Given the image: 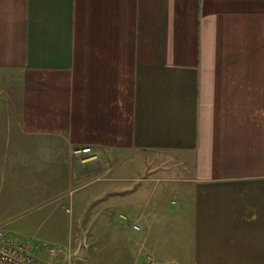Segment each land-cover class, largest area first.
I'll return each mask as SVG.
<instances>
[{"label":"crops","instance_id":"crops-1","mask_svg":"<svg viewBox=\"0 0 264 264\" xmlns=\"http://www.w3.org/2000/svg\"><path fill=\"white\" fill-rule=\"evenodd\" d=\"M83 146L176 160L135 212L192 264H264V0H0V214L64 200Z\"/></svg>","mask_w":264,"mask_h":264},{"label":"rangeland","instance_id":"rangeland-1","mask_svg":"<svg viewBox=\"0 0 264 264\" xmlns=\"http://www.w3.org/2000/svg\"><path fill=\"white\" fill-rule=\"evenodd\" d=\"M87 156L91 159L82 163L81 176L74 179L73 191L64 200L21 214H0L6 236L51 264H192L184 256L182 237L168 231L169 225L180 230V220L171 218L174 214L166 218L135 212L147 197L158 195L161 177L175 175L176 160L160 153L127 154L108 148ZM130 195L142 201L140 209L130 203ZM53 207L56 214H36ZM81 240L86 252L78 257Z\"/></svg>","mask_w":264,"mask_h":264},{"label":"built area","instance_id":"built-area-1","mask_svg":"<svg viewBox=\"0 0 264 264\" xmlns=\"http://www.w3.org/2000/svg\"><path fill=\"white\" fill-rule=\"evenodd\" d=\"M79 152L89 154L92 149L89 146H83ZM138 229L137 225H134ZM0 264H51L42 262L36 257L30 255L23 247L13 243L4 233L0 225Z\"/></svg>","mask_w":264,"mask_h":264},{"label":"water","instance_id":"water-1","mask_svg":"<svg viewBox=\"0 0 264 264\" xmlns=\"http://www.w3.org/2000/svg\"><path fill=\"white\" fill-rule=\"evenodd\" d=\"M85 252H86V246L84 244V241H80V245L76 251V256L78 257H83L85 255Z\"/></svg>","mask_w":264,"mask_h":264}]
</instances>
